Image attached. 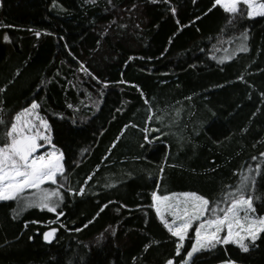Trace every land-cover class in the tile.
<instances>
[{
	"label": "trees",
	"instance_id": "trees-1",
	"mask_svg": "<svg viewBox=\"0 0 264 264\" xmlns=\"http://www.w3.org/2000/svg\"><path fill=\"white\" fill-rule=\"evenodd\" d=\"M212 5L0 0V144L13 116L36 101L66 177L57 210L65 227L48 225L56 214L45 211L13 218L16 203L0 202V264H179L177 239L156 217L152 193L221 200L257 165L254 206L264 215V17L248 18L240 5L245 15L232 26ZM243 32L247 52L236 51ZM145 127L160 128L148 132L160 139L145 143ZM50 227L58 231L48 243L42 234ZM191 243L186 238L182 255ZM194 260L264 264V233L247 253L218 245Z\"/></svg>",
	"mask_w": 264,
	"mask_h": 264
},
{
	"label": "snow or ice",
	"instance_id": "snow-or-ice-1",
	"mask_svg": "<svg viewBox=\"0 0 264 264\" xmlns=\"http://www.w3.org/2000/svg\"><path fill=\"white\" fill-rule=\"evenodd\" d=\"M108 2L111 4V0ZM240 5L246 6L248 18L264 17V0H213L212 7L219 6L224 13L229 14L227 24L234 26L233 22L237 16L245 15V10ZM172 12L175 14L174 8ZM177 23L179 22L177 21ZM39 35L40 33L37 32L36 36L39 37ZM3 39L7 41L9 37L5 35ZM238 39L240 43L236 51L247 52L249 50L245 43L248 39L247 33H241ZM169 42L171 43V40ZM231 58V56H226L218 62L222 63L223 60ZM81 69L88 72L82 64ZM88 74L92 75L90 72ZM93 79H97V82L100 83L98 78L93 76ZM239 79L242 80L243 77L241 76ZM120 83H125V81H120ZM133 86L139 90L138 86ZM3 91L4 89L0 88V92ZM143 95L141 90V96ZM2 103L0 101V104ZM145 103H148L147 99H145ZM39 107L40 105L33 101L28 107L21 109L13 116L11 124L4 132L6 142L0 144V202L14 201L16 203V208L13 209V218L27 209L36 208L56 214V219L48 221V225L58 223L60 227H65L60 221V217L64 213L57 211L64 202V195L58 190L64 186L62 181L66 180L65 166L62 163L64 154L52 143L51 126L47 119L37 111ZM176 111L178 116L180 110ZM3 112L4 109L0 108V113ZM148 112L146 123L153 119L152 109L149 108ZM162 119V116L156 117L157 122ZM0 124H5L2 116H0ZM132 126L136 127V125ZM127 127L128 125H125V128ZM142 131L145 133L144 141L147 144H152L160 139L159 136L152 139H149L148 136L149 131L160 132V128L145 127ZM141 147L143 148L144 145L142 144ZM260 155L264 156V152ZM252 159L255 160L256 157H252ZM160 171L163 172V167ZM253 171L249 167L246 172H242L237 185L217 201H210L196 192L173 193L171 196H158L156 192L152 193V207L155 209L156 215L168 233L177 238L175 254L181 257L179 264H195V254L215 249L218 245L232 244L244 253H247L250 248V244L245 243L246 240L255 245L260 234L264 233V215H258L254 206V200L259 199L254 196V191L256 175L260 174V166L257 165L255 169L256 175H252ZM91 179L92 176L89 175L85 184ZM45 184L57 187H42ZM84 192L85 189L81 187L75 194L83 195ZM221 204L225 206L221 207ZM105 207L107 205L101 207L100 211L102 212ZM122 207L126 206L122 205ZM165 212L172 217L171 222L166 219ZM96 215L98 216L99 212ZM92 222V220L88 221V223ZM31 223L40 224L41 222L34 220ZM194 224L196 225L194 236L189 237V232L193 230ZM24 226L27 228L28 223L26 222ZM87 226V224L84 225V227ZM75 230L81 231L82 229ZM57 231L58 229L55 227L44 231L42 234L44 241L51 243ZM222 232L225 234L221 235ZM186 238L192 240V243L190 249H185V255H182ZM147 247L148 245H145V249ZM166 264H174V260L168 259ZM224 264H235V262L227 260Z\"/></svg>",
	"mask_w": 264,
	"mask_h": 264
},
{
	"label": "rangeland",
	"instance_id": "rangeland-1",
	"mask_svg": "<svg viewBox=\"0 0 264 264\" xmlns=\"http://www.w3.org/2000/svg\"><path fill=\"white\" fill-rule=\"evenodd\" d=\"M256 17H258V16H256ZM255 18V17H254ZM42 187H57V186H55V185H48V184H45V185H43ZM60 192H61V188H59L58 189ZM172 194H169L168 196H171ZM165 196V195H164ZM152 203H153V201H152ZM152 209H153V211H154V213H155V209L152 207ZM27 210H37V212H47V210H43V211H41V210H39V209H36V208H31V209H27ZM53 214H55V213H53ZM155 215H156V213H155ZM156 217L159 219V221L161 222V220H160V218L156 215ZM165 217H166V219H168L169 220V222H171V219H172V217L171 216H169V215H167V213L165 212ZM162 223V222H161ZM162 225H163V223H162ZM195 224H194V226H193V230H190V232H189V235L190 234H192L193 236H194V228H195ZM167 230V229H166ZM170 234V233H169ZM225 233H221V235H224ZM171 235V234H170ZM174 239H177V238H175V237H173ZM54 239V238H53ZM52 239V240H53ZM245 243H249L250 244V242L249 241H245ZM221 264H224V263H221Z\"/></svg>",
	"mask_w": 264,
	"mask_h": 264
}]
</instances>
